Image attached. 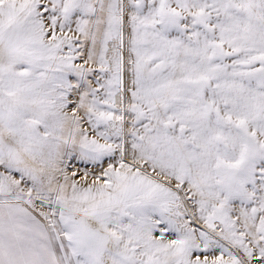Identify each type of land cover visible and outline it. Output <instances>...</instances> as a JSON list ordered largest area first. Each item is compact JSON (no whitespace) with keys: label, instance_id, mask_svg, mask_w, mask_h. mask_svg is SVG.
I'll return each mask as SVG.
<instances>
[{"label":"snow or ice","instance_id":"1","mask_svg":"<svg viewBox=\"0 0 264 264\" xmlns=\"http://www.w3.org/2000/svg\"><path fill=\"white\" fill-rule=\"evenodd\" d=\"M0 264H264V0H0Z\"/></svg>","mask_w":264,"mask_h":264}]
</instances>
